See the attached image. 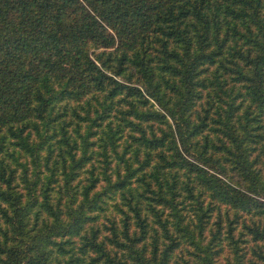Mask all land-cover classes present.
Returning <instances> with one entry per match:
<instances>
[{
    "label": "trees",
    "instance_id": "trees-1",
    "mask_svg": "<svg viewBox=\"0 0 264 264\" xmlns=\"http://www.w3.org/2000/svg\"><path fill=\"white\" fill-rule=\"evenodd\" d=\"M0 264H264V0H0Z\"/></svg>",
    "mask_w": 264,
    "mask_h": 264
}]
</instances>
